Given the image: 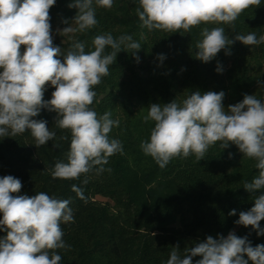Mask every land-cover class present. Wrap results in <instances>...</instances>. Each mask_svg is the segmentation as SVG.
Masks as SVG:
<instances>
[{"label": "clouds", "instance_id": "obj_1", "mask_svg": "<svg viewBox=\"0 0 264 264\" xmlns=\"http://www.w3.org/2000/svg\"><path fill=\"white\" fill-rule=\"evenodd\" d=\"M113 3L72 0L68 7L78 10L75 17L70 24L63 21L69 26L57 29L71 41L65 51L53 43L49 10L56 0H0V138L30 131L37 148L46 145L57 134L46 120L34 117L42 109L55 112V127L70 132V147L66 162L57 161L51 170L53 179L79 180L83 175L81 183L87 185L89 173L111 171L104 167L109 158L123 153L122 142L109 135L120 126V120L113 119L111 111L98 115L91 106L97 96L94 89L110 75L117 53L128 51L139 62L136 53L141 44L131 35L114 37L107 32L95 35L86 51V43L75 39L96 27L97 8L111 9ZM260 4L261 0H137L135 14L148 31L188 33L202 24L234 25L245 10ZM200 35L195 58L205 63L235 41L246 46L264 44V35L257 38L254 32L230 39L222 26L204 27ZM158 59L162 62L165 56L160 54ZM216 71L222 72V68L218 65ZM49 86L55 90L51 99L45 100ZM224 96L223 91H196L180 101L150 104L143 120L154 126L140 148L164 169L175 158L194 155L199 162L218 142L222 149L234 144L243 157L256 161L258 175L243 185L255 193L264 189V99L245 94L241 102L225 109ZM22 187L21 180L12 175L0 178V231L6 233L0 237V264H60L58 250L71 248L61 227L74 222L71 200L44 191L21 195ZM71 191L86 199L84 189L77 184L71 185ZM253 199L254 206L241 211L235 223L251 226L260 236L264 235L260 227L264 194ZM235 214V209L229 213ZM178 249V244L172 248L166 264H193L192 258L197 256L202 258L195 264H264V244L253 247L246 236L235 232L226 237L208 236L204 242L185 248L184 255Z\"/></svg>", "mask_w": 264, "mask_h": 264}, {"label": "trees", "instance_id": "obj_2", "mask_svg": "<svg viewBox=\"0 0 264 264\" xmlns=\"http://www.w3.org/2000/svg\"><path fill=\"white\" fill-rule=\"evenodd\" d=\"M71 2L56 0L49 10L51 27L69 26L63 21L70 24L78 11L68 7ZM136 7L137 0H114L111 9L97 8L96 27L75 37L86 43V51L95 35L107 32L114 37L131 35L141 44L136 53L139 62L122 49L110 66V75L94 89L97 96L91 107L98 115L111 111L112 118L120 120V126L109 135L122 142L123 153L109 158L104 167L111 171L97 174L93 170L87 185L81 183L83 175L79 180L53 179L50 172L55 163L66 162L70 132L57 129V114L42 109L34 119L46 120L56 139L37 148L30 131L0 138V178L12 175L20 179L21 195L44 191L71 200L74 222L61 224L63 239L71 248L58 250L60 264H166L177 244L184 255L185 248L208 236L226 237L229 232L246 236L253 247L264 244V235L235 223L241 211L254 206L253 197L264 194V189L252 193L243 188L259 170L256 161L243 157L236 145L222 149L218 142L199 162L194 155L175 158L164 169L140 148L154 126L143 120L150 104L180 101L196 91H223L225 109L241 102L245 94L264 99V44L246 46L235 41L210 62L195 58L204 27L222 26L230 39L253 32L257 38L264 35V0L259 7L245 10L234 25L202 24L188 33L148 31L141 27ZM64 39V43H53L66 51L71 41ZM160 54L165 56L162 62ZM218 65L222 72L216 71ZM54 90L49 86L44 99H51ZM63 136L68 139H61ZM73 183L84 189L85 200L71 191ZM97 196L107 200L98 201ZM233 209L236 214L229 215ZM260 227L264 228V220ZM4 235L0 231V237ZM201 258L193 257V264Z\"/></svg>", "mask_w": 264, "mask_h": 264}, {"label": "rangeland", "instance_id": "obj_3", "mask_svg": "<svg viewBox=\"0 0 264 264\" xmlns=\"http://www.w3.org/2000/svg\"><path fill=\"white\" fill-rule=\"evenodd\" d=\"M57 29H63V28H62V27H59V26H57V25H54V26L51 27L53 40L64 41V40H65L64 37L61 36V35H59V34L57 33ZM96 200L104 202V201H106L107 199H106V198H103V197H100V196H97V197H96Z\"/></svg>", "mask_w": 264, "mask_h": 264}]
</instances>
